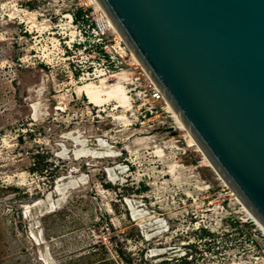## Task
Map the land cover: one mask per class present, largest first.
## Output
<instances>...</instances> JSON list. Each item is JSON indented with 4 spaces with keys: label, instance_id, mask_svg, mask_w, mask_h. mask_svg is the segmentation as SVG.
I'll use <instances>...</instances> for the list:
<instances>
[{
    "label": "rangeland",
    "instance_id": "374dc122",
    "mask_svg": "<svg viewBox=\"0 0 264 264\" xmlns=\"http://www.w3.org/2000/svg\"><path fill=\"white\" fill-rule=\"evenodd\" d=\"M102 17L89 0H0V264H264L263 228L185 130L74 92L73 69L125 68L95 55L116 36Z\"/></svg>",
    "mask_w": 264,
    "mask_h": 264
},
{
    "label": "water",
    "instance_id": "95a60500",
    "mask_svg": "<svg viewBox=\"0 0 264 264\" xmlns=\"http://www.w3.org/2000/svg\"><path fill=\"white\" fill-rule=\"evenodd\" d=\"M97 1L264 230V0Z\"/></svg>",
    "mask_w": 264,
    "mask_h": 264
},
{
    "label": "built area",
    "instance_id": "2783aa9c",
    "mask_svg": "<svg viewBox=\"0 0 264 264\" xmlns=\"http://www.w3.org/2000/svg\"><path fill=\"white\" fill-rule=\"evenodd\" d=\"M72 16L73 14L71 15V20ZM103 29L101 31H103ZM66 46L67 49L70 50L72 44H67ZM111 46L113 48V51L109 50V52L111 53L110 55H105L101 49H97V51H95V55L102 62L107 61L113 63L114 68L118 67L116 63H125V68H119V70H117L116 72L122 73L124 77L127 78V81L129 83L126 85H130L127 90L131 102L134 99L139 100L141 101L140 104L148 105V107H145V109H147L150 114L152 113V111L156 112L159 115L164 114V117L171 118L172 121L173 117L167 110V101L165 97L163 96L160 89L156 86L154 81L151 79V77L148 75L146 70L143 68L141 63L137 62L133 58V53L126 42L116 35L113 37V43L111 44ZM115 58H119L120 61H115ZM101 70L102 72H105V70L111 71V69ZM89 74V71H87L86 73H82L79 72L78 69H73V71L71 72V75L75 79L76 83H81L86 78H90ZM136 88H138L137 91L135 90ZM87 103L90 104L92 108H95V105H92V103H90L88 100ZM104 104H102L101 106H97L96 109L99 110L100 107H103ZM103 109H101V111ZM165 121L166 120H164V122Z\"/></svg>",
    "mask_w": 264,
    "mask_h": 264
},
{
    "label": "bare ground",
    "instance_id": "6f19581e",
    "mask_svg": "<svg viewBox=\"0 0 264 264\" xmlns=\"http://www.w3.org/2000/svg\"><path fill=\"white\" fill-rule=\"evenodd\" d=\"M94 2L96 4V6L94 4H92L91 1L89 0V3L91 5H93L94 8L96 7L97 9H99L101 11L102 15H103V17H102V19L100 21V26L102 28H104V29L111 28L112 31L118 37H120L121 39H123V37L121 36V34L119 33V31L114 27L112 21L107 16V14L105 13V11L101 7V5L98 3V1L97 0H94ZM64 16L67 18V20H71L70 13H66ZM72 31L74 32V30H72ZM74 33H72L71 35H73ZM133 58L137 62L140 63L139 59L134 55V53H133ZM97 77H99V80L98 81L95 80L96 78H93L92 77V78H86L80 84H76L75 85V88H74V92L76 94H78L79 96L80 95H83V96L87 97L88 98L87 99L88 101L90 100L92 103L98 104L100 106L102 104H104V103H107L108 101H113L114 102V105H115L114 108H121V109H123V111H122L123 113L124 112H128V111L130 112V110H132L133 106H132V102L130 100V97H129V94H128V90H127V87H126V84L129 83L127 81V78L124 77V75L122 73H120V72H116V73L112 74V77H114L116 79L113 80V81H111V82L102 73H98L97 74ZM167 110L169 111V113H171V115L173 117V125H174V127L176 129L178 127L180 129L185 130L187 132V134L192 138V140L196 143V141L194 140V138L192 137V135L187 130L186 126L181 121L180 117L177 115L176 111L173 109V107L168 102H167ZM145 137L146 138H149L150 136H145ZM200 151H201V149H200ZM80 153H84V152L81 151V150H79V149H75L74 155L76 157ZM87 154H88V152L85 153V155H87ZM103 154H105V152H102L101 153V155H103ZM202 154L207 159V157L204 155L203 152H202ZM226 186L228 188H230L228 185H226ZM230 194L233 195L235 197L236 201L241 205V211H243L246 214V216L249 219H251L255 224H257L258 226H260L258 224V222L254 219V217L250 214V212L242 205L241 201L235 196V194L232 192V190H230ZM260 229H262V227Z\"/></svg>",
    "mask_w": 264,
    "mask_h": 264
},
{
    "label": "trees",
    "instance_id": "16d2710c",
    "mask_svg": "<svg viewBox=\"0 0 264 264\" xmlns=\"http://www.w3.org/2000/svg\"><path fill=\"white\" fill-rule=\"evenodd\" d=\"M81 12V10H78L76 13H72L73 17L75 19H77V17L79 16V13ZM119 254V256L126 262V263H130V258H128L127 256H125L119 249L116 250ZM95 264H115L111 259L109 258H102L99 261H97Z\"/></svg>",
    "mask_w": 264,
    "mask_h": 264
}]
</instances>
